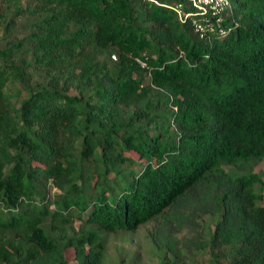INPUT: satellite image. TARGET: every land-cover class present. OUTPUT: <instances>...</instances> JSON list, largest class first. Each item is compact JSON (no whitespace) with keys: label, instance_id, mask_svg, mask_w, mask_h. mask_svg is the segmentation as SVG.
<instances>
[{"label":"trees","instance_id":"trees-1","mask_svg":"<svg viewBox=\"0 0 264 264\" xmlns=\"http://www.w3.org/2000/svg\"><path fill=\"white\" fill-rule=\"evenodd\" d=\"M231 2L204 40L186 0H0V264L152 222L162 264H264V0Z\"/></svg>","mask_w":264,"mask_h":264},{"label":"built area","instance_id":"built-area-1","mask_svg":"<svg viewBox=\"0 0 264 264\" xmlns=\"http://www.w3.org/2000/svg\"><path fill=\"white\" fill-rule=\"evenodd\" d=\"M190 10L186 11L183 4L173 8L179 15L183 23H192L195 32L200 39L211 40L214 36H227L233 32L234 28L226 20H230L234 15L231 0H186ZM229 14L230 19L224 15ZM145 67V64H142Z\"/></svg>","mask_w":264,"mask_h":264},{"label":"rangeland","instance_id":"rangeland-1","mask_svg":"<svg viewBox=\"0 0 264 264\" xmlns=\"http://www.w3.org/2000/svg\"><path fill=\"white\" fill-rule=\"evenodd\" d=\"M224 16L227 19L231 17L229 14ZM262 168L264 171V163ZM55 192L57 190L52 189V194ZM154 225L155 223L152 222L141 226L133 233L112 235L108 242L109 264H122L123 260L125 264H129L135 257L138 258V264H162L158 251L148 237Z\"/></svg>","mask_w":264,"mask_h":264}]
</instances>
